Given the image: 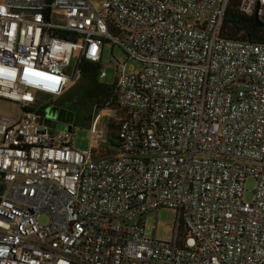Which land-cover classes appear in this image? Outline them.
<instances>
[{
  "label": "built area",
  "instance_id": "obj_1",
  "mask_svg": "<svg viewBox=\"0 0 264 264\" xmlns=\"http://www.w3.org/2000/svg\"><path fill=\"white\" fill-rule=\"evenodd\" d=\"M232 1L0 3V100L23 111L0 115V264H264V44L222 36ZM239 10L264 21V0ZM108 45L139 70L112 56L118 142L98 110L78 151L45 109ZM163 209L170 242L143 221Z\"/></svg>",
  "mask_w": 264,
  "mask_h": 264
},
{
  "label": "rangeland",
  "instance_id": "obj_2",
  "mask_svg": "<svg viewBox=\"0 0 264 264\" xmlns=\"http://www.w3.org/2000/svg\"><path fill=\"white\" fill-rule=\"evenodd\" d=\"M96 8L101 11L102 5L106 0H91ZM4 0H0V3H3ZM112 56L120 63L121 66L125 67L126 72L129 73L130 70H139V66L133 62L129 61L124 54V52L115 47L112 49L110 45L105 47L100 66L104 68L105 77L99 78L98 82L102 85L113 86L116 84L118 78V69L117 66L112 62ZM77 63V59L73 60V66ZM100 94L93 89L87 79L79 77L77 83L68 89L65 95L57 100L52 101L50 99L49 107L45 109V125L48 126L52 133H59L61 131L59 124L51 127L49 121L58 122L54 112L56 109H59L61 104L63 107H69L75 102H79L81 106V111L77 118L74 121V133H73V143L72 147L78 151H84L89 148V138L91 130V122L98 113V108L96 106L97 101L100 99ZM116 108V107H115ZM0 115L4 117H20L23 115L22 109L12 103L0 100ZM120 112L107 111L106 115L101 120V127L104 131V138L109 141L105 144V148H113L110 138L108 137V122L115 121L119 123L118 116ZM60 123V122H58ZM0 136V141H1ZM113 142L117 144V140L114 139ZM257 187V182L254 178L250 177L246 181L245 185V200L248 202L253 201L254 191ZM177 213L175 210L163 209L159 213L154 212L144 216L143 221L146 223L147 234L148 236H153V226L155 223L158 224V230L156 233V238L164 241L170 242L174 236V227L176 224ZM41 223L43 225L48 223V218L43 216L41 217Z\"/></svg>",
  "mask_w": 264,
  "mask_h": 264
},
{
  "label": "trees",
  "instance_id": "obj_3",
  "mask_svg": "<svg viewBox=\"0 0 264 264\" xmlns=\"http://www.w3.org/2000/svg\"><path fill=\"white\" fill-rule=\"evenodd\" d=\"M239 5L240 0H233L229 6L224 20L222 36L229 40L264 44V26H260L256 18L243 14L239 10ZM100 68V65L87 61L82 67L81 77L87 79L89 85L100 94L101 97L96 103L98 110L116 112L118 106L115 85H102L98 82ZM119 127L120 123L115 121L108 123V137L113 146H116L113 142L114 139L118 142Z\"/></svg>",
  "mask_w": 264,
  "mask_h": 264
},
{
  "label": "water",
  "instance_id": "obj_4",
  "mask_svg": "<svg viewBox=\"0 0 264 264\" xmlns=\"http://www.w3.org/2000/svg\"><path fill=\"white\" fill-rule=\"evenodd\" d=\"M256 21L260 26H264V23L262 21H260L258 18H256ZM54 115L56 116L57 121L60 123L49 121V124H51L50 125L51 127H54V126H56V124H59L58 128L63 129L65 124H69V123L74 122L72 113L69 112L67 109H64V108L56 109L54 112ZM69 130L70 131L72 130L71 126L69 127Z\"/></svg>",
  "mask_w": 264,
  "mask_h": 264
},
{
  "label": "flooded vegetation",
  "instance_id": "obj_5",
  "mask_svg": "<svg viewBox=\"0 0 264 264\" xmlns=\"http://www.w3.org/2000/svg\"><path fill=\"white\" fill-rule=\"evenodd\" d=\"M60 109L64 108L67 109L69 112L72 113L73 115V119L75 121V119L77 118V116L79 115L80 111H81V106L79 105V102H75L73 103L71 106L69 107H63L61 104L58 106Z\"/></svg>",
  "mask_w": 264,
  "mask_h": 264
}]
</instances>
